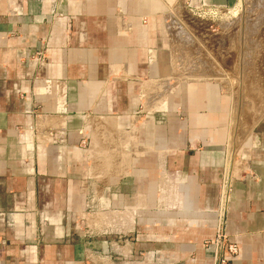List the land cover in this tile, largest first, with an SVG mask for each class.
Instances as JSON below:
<instances>
[{"label":"crops","instance_id":"crops-1","mask_svg":"<svg viewBox=\"0 0 264 264\" xmlns=\"http://www.w3.org/2000/svg\"><path fill=\"white\" fill-rule=\"evenodd\" d=\"M175 1L0 0V264H212L231 122L230 264H264V89L176 76Z\"/></svg>","mask_w":264,"mask_h":264},{"label":"rangeland","instance_id":"rangeland-1","mask_svg":"<svg viewBox=\"0 0 264 264\" xmlns=\"http://www.w3.org/2000/svg\"><path fill=\"white\" fill-rule=\"evenodd\" d=\"M181 1L176 0L168 8L174 10ZM204 4L192 3L190 12L183 9L168 12L179 22L168 27L173 35L179 36L173 39L178 51L177 67L181 70L176 76L218 84L220 96L234 105L244 103L248 97L259 99L264 89V0H229L224 5L205 4V8H200ZM161 16L165 17V13ZM256 82L263 88L251 90ZM240 112H245L243 107ZM228 132L230 139L225 147L232 148L236 155L232 122ZM237 156L235 161L242 163ZM98 231L95 229L93 234H100Z\"/></svg>","mask_w":264,"mask_h":264},{"label":"built area","instance_id":"built-area-1","mask_svg":"<svg viewBox=\"0 0 264 264\" xmlns=\"http://www.w3.org/2000/svg\"><path fill=\"white\" fill-rule=\"evenodd\" d=\"M191 5V0H182L174 10L172 8H167V11L164 12V19L166 18L165 20H168L167 22L169 24H179L177 19L172 18L169 14L170 10L175 11L183 9L184 11L188 10L190 12ZM204 6L206 5H201L200 8H205ZM213 8L215 9L216 6ZM37 59H39V57H37ZM235 158L236 155L232 152V155L226 157L224 161L221 172V180L219 184L218 206L215 211L216 224L214 228V237L212 240L205 242V245L211 246L213 248L212 264H230L229 256H234L237 253L236 244L229 242L225 234L226 207L229 203L231 183L233 182L235 175L234 166L237 163L235 161ZM89 218H91V220H88V217H82L81 219L79 218L77 225L80 228L87 229V231H90L89 233L92 234L91 232L95 231V229L99 230L100 223L103 224V221L101 216L98 217L90 215Z\"/></svg>","mask_w":264,"mask_h":264},{"label":"bare ground","instance_id":"bare-ground-1","mask_svg":"<svg viewBox=\"0 0 264 264\" xmlns=\"http://www.w3.org/2000/svg\"><path fill=\"white\" fill-rule=\"evenodd\" d=\"M169 24V23H168ZM247 24H249V23H247ZM170 26L172 25V24H169ZM227 26V25H226ZM245 27V26H244ZM247 28H249L248 26H246ZM247 31H248V29H246ZM244 31V30H243ZM245 32V31H244ZM178 72H179V70H178Z\"/></svg>","mask_w":264,"mask_h":264}]
</instances>
